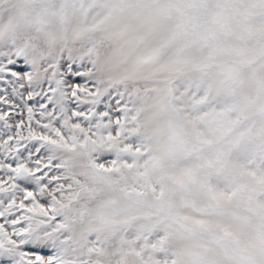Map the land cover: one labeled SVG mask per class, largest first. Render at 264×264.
I'll return each instance as SVG.
<instances>
[{
	"label": "snow or ice",
	"instance_id": "obj_1",
	"mask_svg": "<svg viewBox=\"0 0 264 264\" xmlns=\"http://www.w3.org/2000/svg\"><path fill=\"white\" fill-rule=\"evenodd\" d=\"M0 264H264V0H0Z\"/></svg>",
	"mask_w": 264,
	"mask_h": 264
}]
</instances>
